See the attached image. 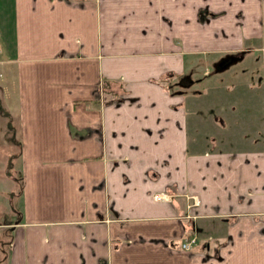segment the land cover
I'll return each mask as SVG.
<instances>
[{"label": "crops", "instance_id": "obj_1", "mask_svg": "<svg viewBox=\"0 0 264 264\" xmlns=\"http://www.w3.org/2000/svg\"><path fill=\"white\" fill-rule=\"evenodd\" d=\"M237 50L264 127V0H0V264H264V148L193 150L162 85Z\"/></svg>", "mask_w": 264, "mask_h": 264}, {"label": "rangeland", "instance_id": "obj_2", "mask_svg": "<svg viewBox=\"0 0 264 264\" xmlns=\"http://www.w3.org/2000/svg\"><path fill=\"white\" fill-rule=\"evenodd\" d=\"M259 66L253 52L206 53L191 58L182 73L164 76L163 87L184 108L187 143L193 150L264 148ZM4 92L0 90V176L6 169L15 177V126L4 125L8 115L2 111H9Z\"/></svg>", "mask_w": 264, "mask_h": 264}, {"label": "built area", "instance_id": "obj_3", "mask_svg": "<svg viewBox=\"0 0 264 264\" xmlns=\"http://www.w3.org/2000/svg\"><path fill=\"white\" fill-rule=\"evenodd\" d=\"M155 196L160 197L158 194H155ZM191 204H193V198H192V202H191ZM193 240H194V238H193V237H190V238H188L186 241H183V242L180 243V244H181L182 247H183V246L186 247V246L189 245V243H191Z\"/></svg>", "mask_w": 264, "mask_h": 264}]
</instances>
